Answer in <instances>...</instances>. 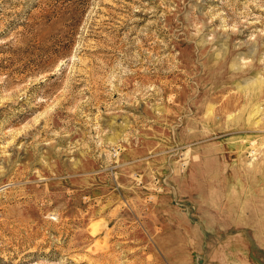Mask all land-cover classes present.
<instances>
[{"label":"rangeland","instance_id":"rangeland-1","mask_svg":"<svg viewBox=\"0 0 264 264\" xmlns=\"http://www.w3.org/2000/svg\"><path fill=\"white\" fill-rule=\"evenodd\" d=\"M0 264H264V0H0Z\"/></svg>","mask_w":264,"mask_h":264}]
</instances>
